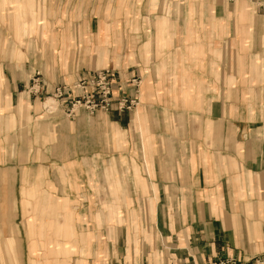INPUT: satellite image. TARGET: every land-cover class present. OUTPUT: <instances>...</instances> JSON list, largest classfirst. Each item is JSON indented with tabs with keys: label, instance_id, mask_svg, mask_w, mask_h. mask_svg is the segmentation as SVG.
I'll use <instances>...</instances> for the list:
<instances>
[{
	"label": "crops",
	"instance_id": "0c3cea01",
	"mask_svg": "<svg viewBox=\"0 0 264 264\" xmlns=\"http://www.w3.org/2000/svg\"><path fill=\"white\" fill-rule=\"evenodd\" d=\"M6 5L19 37H0V45L11 46L9 64L0 57V90L7 86L0 157L6 135L17 137L20 125H29L30 138L46 134L39 155L45 159L37 163L47 173L41 200L24 167L14 206H30L29 212L19 206L24 223L33 226L27 236L42 220L53 229L41 254L20 230L11 235L0 227L3 243L5 237L20 241L23 264H211L228 257L264 264V10L246 0H0L1 9ZM21 44L47 47L22 50ZM105 67L115 95H132L133 77L141 83L135 108L141 119L129 115V129L140 128L129 130V195L115 164L103 169V186L94 164L106 125L120 145L121 113L67 116L61 101L42 113L52 106L41 99L56 86L72 87ZM235 93L238 100L230 102ZM180 95L189 99L186 115L194 125L166 150V132L148 125L165 126L166 111L182 108ZM138 140L140 149L131 148ZM0 198L4 221L7 200ZM40 206L43 218L34 212ZM50 238L57 245L52 249Z\"/></svg>",
	"mask_w": 264,
	"mask_h": 264
},
{
	"label": "rangeland",
	"instance_id": "374dc122",
	"mask_svg": "<svg viewBox=\"0 0 264 264\" xmlns=\"http://www.w3.org/2000/svg\"><path fill=\"white\" fill-rule=\"evenodd\" d=\"M40 2V0H37ZM229 3H232L234 0H228ZM249 3H252L255 5L256 8H261L262 10H264V0H246ZM42 2L44 3V0H42ZM7 7H5V9H1L0 7V37L5 36L7 39L11 40L13 39L15 36L19 37V35L16 34L17 30H18V26L15 24V22L12 20V17L10 15V9L8 8V5H6ZM264 14V13H261ZM46 13H44V17H45ZM25 19H29L28 16L25 17ZM16 29V32H15ZM38 31H34L33 34L37 37L41 36L39 33H37ZM25 38L27 36H24ZM44 37V36H42ZM11 46L8 44H1L0 45V57H4L6 58L5 61H2V63L5 64H9V59H10V53H8V48H10ZM19 48H22V50H26L29 49L30 47H34L36 50L42 52L45 51V48L47 46H43V45H26V44H21L18 45ZM12 62H16L17 63H21L23 61L20 60H12ZM20 61V62H19ZM233 60H230V65L231 68L234 66L233 65ZM105 68H110V67H105ZM102 69V68H101ZM111 69V68H110ZM140 80V79H139ZM141 86V83L139 84ZM138 89H140V87H138ZM5 91H7V86H4L1 88L0 92V102L4 101V97L6 95H4ZM140 95V91L138 93V96ZM231 96V95H230ZM48 97V96H46ZM43 98L41 99V101H45ZM180 99L179 102H181V106L182 108L179 109H174V110H167L166 114H167V124H165V126L160 125L159 129H158V125H148V129L151 128L158 130V131H164L166 132V150H172L173 145L175 146V141H173V138L178 137L179 138V134L180 133H187L190 129V124L193 126L194 124H192L191 122H193L192 119L187 118L188 116L186 115V113L190 112V107L191 105L189 104V99H186L184 96L182 97V95H180ZM140 98V96H139ZM138 98V102L137 104L131 108L130 110H124V111H115V110H109V111H113V112H119L122 114V121L124 124H122V126L124 127L123 129H121L122 131V138H121V143L120 145H118V142L115 140L116 138L113 137L112 135V127L108 125H106L104 133L102 135V140H101V150H102V156L99 158H96V160L94 161H98L95 162L94 164L96 166H98L99 168L96 169L97 171H101V180H102V186L104 185L105 181L107 180L104 177V173H103V169L106 166H109V164H115L117 166V171L116 172V176L120 177L121 181H123V186H124V194L123 195H129V130L130 133H135L136 132H140V128L136 129L137 127L135 126V130L132 128L129 129V115L130 113H132V116H130L131 119H133L135 122H138L139 117L136 116V112H135V108L140 104V99ZM230 102L233 101V103H235V101H237V94H234V98L229 99ZM45 106H52L53 108L49 109V107H46L43 109V112H52L54 109V106L57 104L56 100H53L51 102V104L49 103H45ZM179 110V111H178ZM8 112H11L12 109H8ZM21 113H20V112ZM17 111V116L19 118L22 119V113L24 111L19 110ZM102 112H107L102 110ZM200 112H202L201 109H199V115ZM42 113H40L39 115H42ZM125 113V114H124ZM26 114V113H25ZM23 114V115H25ZM28 114V112H27ZM95 114V113H94ZM37 115V116H39ZM37 116H31L32 118H37ZM75 116V115H74ZM28 117V115H27ZM34 118V119H35ZM38 119V118H37ZM2 120V116L0 113V122ZM147 123V121H146ZM107 124V121H106ZM149 124V123H148ZM198 128H200L201 126H197ZM28 128L29 125H20L19 126V133L17 135V137H15V135H6V150H4V153L1 155L0 157V173L4 174L6 177H8L9 179H7L6 183H5V187L7 190H9V194L11 197L12 201L16 202V198L17 196L20 197L19 194V185L21 183V173H22V169L24 167H26V171L27 173V177L30 176L32 177L33 180V186L38 189V193H37V197L38 200H41L42 197V193H41V188L42 186L45 185V179L47 177V173L44 171L42 172L41 169H38V164L40 161H42L43 159H45L44 156H39L41 154V148H44L45 143L47 142L46 140V134H43V130H41L40 132L37 131V134H35V138L34 136H31L32 138H30V136L28 135ZM39 128V127H38ZM15 129V128H14ZM13 129V130H14ZM12 130V131H13ZM109 133H111V135H109ZM198 133H201L200 131ZM6 134H8V131L6 132ZM140 134V133H139ZM13 139H15L13 141ZM134 142V143H133ZM131 142V144H133V146H131V148L134 149H140V140L138 141H133ZM14 143V144H11ZM179 144H181V146L183 145L182 141H178ZM16 146L15 150L14 147ZM22 147V150L20 151ZM29 148L30 151H27L25 148ZM123 154V158L124 161H121L120 159V155ZM63 159V158H61ZM34 165V166H32ZM56 166V165H54ZM37 169H34L36 168ZM56 168V167H55ZM31 170H33V172L31 173ZM57 172L59 171L58 168H56ZM98 175V174H97ZM101 186V192L104 194V189ZM2 189V191H1ZM0 191L3 193V188L0 187ZM22 191V190H21ZM95 191H98L95 190ZM0 192V195H1ZM25 200H29V195L26 194L24 195ZM32 200H35L34 198ZM1 201V198H0ZM18 201V200H17ZM19 206L21 208V212L24 210V212H29V205H25V204H18L15 203V209L13 210V212L11 213V215L6 214L4 221L0 220V227L1 229L5 228V233L6 234H18L19 235V230L20 232H22V234L26 235L23 236L24 240L27 241H31L36 247H37V251L39 253H43L44 251V242L47 241V237H45V233L47 231L51 232L53 229L51 227H47V222L45 220H42L41 222H37V226L35 229L36 234H34L33 236H27V232H29V230L33 227L31 224V222H26L23 221L22 215L20 213V209ZM43 206L39 207V210H34V212H38V216L40 217H45V213H44V209L42 210ZM79 206H77L78 209ZM93 207L95 209H98L99 207L102 208V205H95L93 204ZM122 212L121 215H127V207L124 205L122 206ZM43 213V214H41ZM123 213V214H122ZM60 223V222H59ZM102 224H106V222L102 223ZM83 226H81L80 224L76 225V228L78 229H82ZM87 227V226H84ZM55 228V227H54ZM38 229V230H37ZM27 230V231H26ZM41 230V235L38 234L39 231ZM118 231V238L121 239V234H125L126 233V225L123 223L120 226H118L117 228ZM0 239L2 238V242H0V264H23V258H22V252H21V243L18 240V242L13 238V237H5V242L3 243V237H2V232L0 231ZM36 240H35V239ZM125 238V237H124ZM50 249L56 247V242L50 238ZM116 239V238H115ZM123 239V236H122ZM10 242L13 247H14V251L13 253L9 252L6 248L7 242ZM52 241V242H51ZM28 244V243H27ZM53 255V254H52ZM57 255H60L57 254ZM236 259V258H234ZM262 258H256L255 259V263L258 262L259 264H261L260 262ZM237 260V259H236ZM264 263V262H262ZM27 264V263H26ZM237 264H240V261L237 260Z\"/></svg>",
	"mask_w": 264,
	"mask_h": 264
},
{
	"label": "built area",
	"instance_id": "2783aa9c",
	"mask_svg": "<svg viewBox=\"0 0 264 264\" xmlns=\"http://www.w3.org/2000/svg\"><path fill=\"white\" fill-rule=\"evenodd\" d=\"M32 81L34 84L38 82L36 78ZM139 82L138 77H133L128 81V86L133 90L132 95L123 92L115 95L113 93L112 70L102 68L87 77L81 78L72 87L56 86L50 96L56 100V103L59 101L65 103L64 111L67 116H74L80 110H84L89 114H94L99 110L124 111L130 110L137 104ZM75 89L79 90L80 93L71 95V92H74ZM211 264H237V260L228 257L218 259Z\"/></svg>",
	"mask_w": 264,
	"mask_h": 264
},
{
	"label": "bare ground",
	"instance_id": "6f19581e",
	"mask_svg": "<svg viewBox=\"0 0 264 264\" xmlns=\"http://www.w3.org/2000/svg\"><path fill=\"white\" fill-rule=\"evenodd\" d=\"M52 101H53V99L51 97H47L44 102L51 104ZM22 102H23V100H22ZM7 179H9V178L6 177L4 174L0 173V187H3V190H4L3 193L1 192L2 189L0 192L2 194V197L7 200V204L4 206V212H5V214L10 215L13 212V210L15 209V206H14V201L11 200L9 190H7L5 188V183H6Z\"/></svg>",
	"mask_w": 264,
	"mask_h": 264
}]
</instances>
